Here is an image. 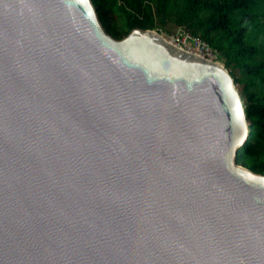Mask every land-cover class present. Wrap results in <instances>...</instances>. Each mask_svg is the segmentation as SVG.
<instances>
[{"label": "water", "instance_id": "water-1", "mask_svg": "<svg viewBox=\"0 0 264 264\" xmlns=\"http://www.w3.org/2000/svg\"><path fill=\"white\" fill-rule=\"evenodd\" d=\"M230 71L92 0H0V264H264V175Z\"/></svg>", "mask_w": 264, "mask_h": 264}, {"label": "trees", "instance_id": "trees-1", "mask_svg": "<svg viewBox=\"0 0 264 264\" xmlns=\"http://www.w3.org/2000/svg\"><path fill=\"white\" fill-rule=\"evenodd\" d=\"M110 35L169 26L201 37L239 87L249 139L237 162L264 175V0H92Z\"/></svg>", "mask_w": 264, "mask_h": 264}, {"label": "built area", "instance_id": "built-area-1", "mask_svg": "<svg viewBox=\"0 0 264 264\" xmlns=\"http://www.w3.org/2000/svg\"><path fill=\"white\" fill-rule=\"evenodd\" d=\"M171 42L202 58L218 62L216 51L201 37L192 36L188 32L180 30L179 34L172 37Z\"/></svg>", "mask_w": 264, "mask_h": 264}, {"label": "rangeland", "instance_id": "rangeland-1", "mask_svg": "<svg viewBox=\"0 0 264 264\" xmlns=\"http://www.w3.org/2000/svg\"><path fill=\"white\" fill-rule=\"evenodd\" d=\"M180 29L174 27V26H169L167 31L162 32L161 34L169 41H171L172 37L179 34ZM220 63V62H219ZM239 89V87H238Z\"/></svg>", "mask_w": 264, "mask_h": 264}]
</instances>
